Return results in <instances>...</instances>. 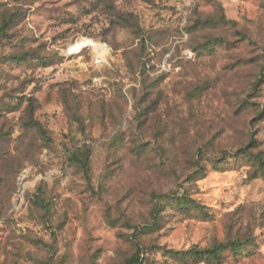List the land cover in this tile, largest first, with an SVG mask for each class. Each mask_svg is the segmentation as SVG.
<instances>
[{"label":"rangeland","instance_id":"1","mask_svg":"<svg viewBox=\"0 0 264 264\" xmlns=\"http://www.w3.org/2000/svg\"><path fill=\"white\" fill-rule=\"evenodd\" d=\"M5 24L0 264L227 239L244 246L199 264H264V169L236 152L264 158V0H0ZM184 192L199 207L163 196Z\"/></svg>","mask_w":264,"mask_h":264},{"label":"trees","instance_id":"2","mask_svg":"<svg viewBox=\"0 0 264 264\" xmlns=\"http://www.w3.org/2000/svg\"><path fill=\"white\" fill-rule=\"evenodd\" d=\"M225 22V19L223 20ZM8 25L0 26V45L2 44V40L8 36ZM13 58L18 60H24L27 58L26 55H13ZM146 69V67H144ZM145 71V70H144ZM34 126L43 134H45V130L43 126L36 121ZM237 154H241L250 160H252L259 169H264V158L260 153L252 154L250 150L247 148H241L236 150ZM222 158L218 161H213L214 169L220 170L223 168L221 166ZM70 161L80 164L83 167H86L85 171L89 173L90 170V152H86L83 150H75L72 152L70 156ZM197 168L195 170L197 175L204 176L206 171L205 165H199L198 160L195 161ZM164 197L170 198L173 202H175L179 207L183 209L191 208L192 204H195L199 207L197 201L191 198L187 193H177L174 195H163ZM156 198H160V196H156ZM160 204L158 202L155 204V216H154V224L155 226L159 223L158 212L160 210ZM153 227V226H152ZM152 227H148L149 230H153ZM141 232L140 230H138ZM244 246L242 240H230L227 239L224 242L217 243L211 247H201L198 244L192 245L187 249H174V248H165L164 246H150V247H141L137 246L136 252L133 256L125 262V264H144V263H154V264H199L206 261L222 263L225 257V253L228 250H238ZM159 247V250L162 251L165 260L163 262H159L157 260L151 261L148 252L152 249H156Z\"/></svg>","mask_w":264,"mask_h":264},{"label":"built area","instance_id":"3","mask_svg":"<svg viewBox=\"0 0 264 264\" xmlns=\"http://www.w3.org/2000/svg\"><path fill=\"white\" fill-rule=\"evenodd\" d=\"M188 54H189L190 56H192V55H193V52H192V51H189Z\"/></svg>","mask_w":264,"mask_h":264}]
</instances>
